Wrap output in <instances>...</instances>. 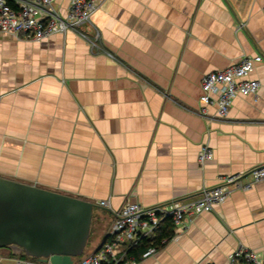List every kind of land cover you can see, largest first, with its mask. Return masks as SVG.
<instances>
[{
	"label": "crops",
	"instance_id": "obj_1",
	"mask_svg": "<svg viewBox=\"0 0 264 264\" xmlns=\"http://www.w3.org/2000/svg\"><path fill=\"white\" fill-rule=\"evenodd\" d=\"M56 1L67 15L69 0ZM87 29L99 49L74 32L0 35V177L95 203L91 251L124 204L197 198L264 164V61L250 73L257 95L237 97L227 118L200 113L204 75L264 55V0H106ZM206 144L214 157L201 167ZM186 224L136 264L264 256V183ZM24 259L0 249V264Z\"/></svg>",
	"mask_w": 264,
	"mask_h": 264
},
{
	"label": "built area",
	"instance_id": "obj_2",
	"mask_svg": "<svg viewBox=\"0 0 264 264\" xmlns=\"http://www.w3.org/2000/svg\"><path fill=\"white\" fill-rule=\"evenodd\" d=\"M106 0H69L67 15H63L56 0H0V35L27 41H41L52 35L74 32L88 41L92 49L100 48V33H91L87 27L92 16ZM110 57L113 55L108 53ZM264 61V55H247L224 69L207 73L201 80L200 113L207 115V107L215 106L219 118H227L235 99L239 96L257 95L259 80L250 76L255 65ZM214 157L209 145H203L198 162L204 167ZM264 183V164L247 173L227 175L218 185L206 188L199 197L175 201L170 205L145 207L128 202L116 212L104 239L98 248L77 257L73 264H136L135 251L145 242L146 250L139 254L141 260L155 255L159 250V235L167 222L174 228L185 229L186 221L202 213L211 212L226 202L236 190H249ZM101 206L109 202L102 200ZM174 237V236H173ZM167 239L161 240L165 243ZM264 264V256L248 248L237 249L230 263ZM23 264H51L36 258H25Z\"/></svg>",
	"mask_w": 264,
	"mask_h": 264
},
{
	"label": "water",
	"instance_id": "obj_3",
	"mask_svg": "<svg viewBox=\"0 0 264 264\" xmlns=\"http://www.w3.org/2000/svg\"><path fill=\"white\" fill-rule=\"evenodd\" d=\"M93 202L0 177V249L73 264L89 243Z\"/></svg>",
	"mask_w": 264,
	"mask_h": 264
},
{
	"label": "trees",
	"instance_id": "obj_4",
	"mask_svg": "<svg viewBox=\"0 0 264 264\" xmlns=\"http://www.w3.org/2000/svg\"><path fill=\"white\" fill-rule=\"evenodd\" d=\"M173 236H174V225L171 222H167L165 224L163 230L161 231L160 235H159V240H157V243L159 244V248L164 246L167 241H169L170 239L173 238ZM163 239H167V241L165 243H161V240H163ZM148 245H149V243L145 242L140 248H138L135 251V254L137 255L136 259L138 262L141 261L139 254H141L143 251H145ZM23 257H25V256H23Z\"/></svg>",
	"mask_w": 264,
	"mask_h": 264
},
{
	"label": "rangeland",
	"instance_id": "obj_5",
	"mask_svg": "<svg viewBox=\"0 0 264 264\" xmlns=\"http://www.w3.org/2000/svg\"><path fill=\"white\" fill-rule=\"evenodd\" d=\"M91 245H92V240L89 239V243H88V246L86 248V253L91 251ZM23 258H32V257L26 256V257H23Z\"/></svg>",
	"mask_w": 264,
	"mask_h": 264
}]
</instances>
